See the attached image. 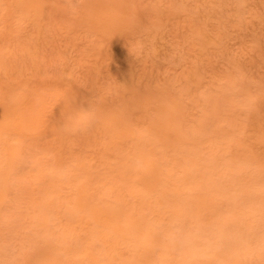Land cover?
Returning a JSON list of instances; mask_svg holds the SVG:
<instances>
[{"label": "bare ground", "instance_id": "6f19581e", "mask_svg": "<svg viewBox=\"0 0 264 264\" xmlns=\"http://www.w3.org/2000/svg\"><path fill=\"white\" fill-rule=\"evenodd\" d=\"M134 1H85L78 25L104 36L135 34ZM14 3L37 25L33 49L24 44L19 54L28 52L39 81L21 83L19 93L0 87V264H264V155L240 150L231 161L222 155L244 143L222 130L225 91L208 99L213 122L190 136L177 127L185 121L178 96L165 93L152 104L158 94L125 76L121 106L83 102L68 85L45 77L39 63L40 23L49 13L43 1ZM70 5L61 0L59 8ZM6 69L12 75L15 67L9 62ZM240 103L252 110L248 99ZM139 109L146 110L145 120L136 119ZM88 128L113 144L116 155L123 141L130 142L128 153L95 167L73 155L70 140L82 135L89 141ZM105 142H95L96 148ZM21 161L28 162L26 170H19ZM181 224L238 227L252 239L244 246L198 241L181 249L171 240ZM12 239L20 245L17 260L8 246Z\"/></svg>", "mask_w": 264, "mask_h": 264}, {"label": "rangeland", "instance_id": "374dc122", "mask_svg": "<svg viewBox=\"0 0 264 264\" xmlns=\"http://www.w3.org/2000/svg\"><path fill=\"white\" fill-rule=\"evenodd\" d=\"M42 1L49 11L48 18L40 23L44 35L38 40L39 63L45 77L68 85L86 103L121 106L128 94L123 90L124 76L135 87L156 92L152 104L165 93L178 96L185 121L177 127L187 130L184 135L188 136L196 126L213 122L210 113L214 108L208 99L225 91L226 96L219 99L223 104L222 130L232 132L234 137L240 135L244 143H235L222 155L228 161L240 150L264 155V0H136L133 6L139 15V32L121 38L78 25V8L89 0H65L71 2L67 10L59 8L61 0ZM3 3L0 87L1 91L19 93L21 83L30 87L39 81L28 52L19 54L24 44L26 49H33L36 41L31 38L36 37L37 25L33 18L15 11L18 7L14 0ZM9 62L15 67L12 75L6 69ZM194 75L196 82L192 81ZM245 99L252 103L250 112H245L246 107L240 103ZM135 117L145 120L146 110L139 109ZM232 123L239 126V132ZM86 136L89 141L82 135L74 136L69 147L73 155L86 158L94 167L102 165V159L115 163V157L126 155L131 146L123 141V152L116 155L113 144L97 136L94 128H88ZM95 142L106 144L96 148ZM100 153L106 155L101 157ZM28 166L21 161L19 170ZM8 246L12 258L19 259V242L12 239ZM254 258L260 259L259 254Z\"/></svg>", "mask_w": 264, "mask_h": 264}, {"label": "clouds", "instance_id": "9594fccd", "mask_svg": "<svg viewBox=\"0 0 264 264\" xmlns=\"http://www.w3.org/2000/svg\"><path fill=\"white\" fill-rule=\"evenodd\" d=\"M239 198V196H238ZM252 239V233L238 227L225 229L218 225H178L171 237L181 249L193 248L199 242H208L219 248L244 246Z\"/></svg>", "mask_w": 264, "mask_h": 264}]
</instances>
